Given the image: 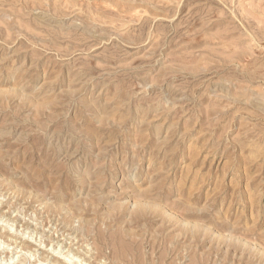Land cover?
<instances>
[{
  "label": "rangeland",
  "instance_id": "1",
  "mask_svg": "<svg viewBox=\"0 0 264 264\" xmlns=\"http://www.w3.org/2000/svg\"><path fill=\"white\" fill-rule=\"evenodd\" d=\"M0 264H264V0H0Z\"/></svg>",
  "mask_w": 264,
  "mask_h": 264
},
{
  "label": "bare ground",
  "instance_id": "2",
  "mask_svg": "<svg viewBox=\"0 0 264 264\" xmlns=\"http://www.w3.org/2000/svg\"><path fill=\"white\" fill-rule=\"evenodd\" d=\"M118 245H119V244H118ZM121 247H122V246H121ZM121 247H120V250H118L119 252H121V249H123V247H122V248H121ZM122 254H124V253H122Z\"/></svg>",
  "mask_w": 264,
  "mask_h": 264
}]
</instances>
